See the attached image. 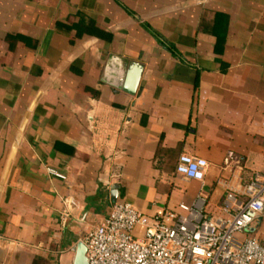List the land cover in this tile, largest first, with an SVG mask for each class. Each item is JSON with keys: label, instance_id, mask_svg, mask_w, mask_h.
<instances>
[{"label": "crops", "instance_id": "obj_1", "mask_svg": "<svg viewBox=\"0 0 264 264\" xmlns=\"http://www.w3.org/2000/svg\"><path fill=\"white\" fill-rule=\"evenodd\" d=\"M115 65L142 67L135 94ZM182 153L208 161L202 180L177 172ZM257 175L264 0H0V264H87L118 199L230 217ZM250 235L264 244V213Z\"/></svg>", "mask_w": 264, "mask_h": 264}, {"label": "built area", "instance_id": "obj_2", "mask_svg": "<svg viewBox=\"0 0 264 264\" xmlns=\"http://www.w3.org/2000/svg\"><path fill=\"white\" fill-rule=\"evenodd\" d=\"M231 155V154H230ZM232 157V156H231ZM209 166L203 157L182 153L177 172L202 180ZM52 175L66 178L53 168ZM247 200L229 192L223 211L230 217L202 213L198 204L180 202L177 209L142 214L130 201L118 199L109 216L83 238L88 264H264V244L249 230L264 213V175L246 185ZM63 218L73 200L64 199Z\"/></svg>", "mask_w": 264, "mask_h": 264}, {"label": "water", "instance_id": "obj_3", "mask_svg": "<svg viewBox=\"0 0 264 264\" xmlns=\"http://www.w3.org/2000/svg\"><path fill=\"white\" fill-rule=\"evenodd\" d=\"M117 68H118L117 65H115L114 71L117 70ZM141 72H142V67L140 65H132L127 70H125V73L121 71L120 72L115 71L114 76L112 75L113 77H111V79L112 78L114 79L111 80V82L117 87L127 91L128 93L135 94L141 79ZM117 197H118V189L115 186H113L112 198L115 201Z\"/></svg>", "mask_w": 264, "mask_h": 264}]
</instances>
